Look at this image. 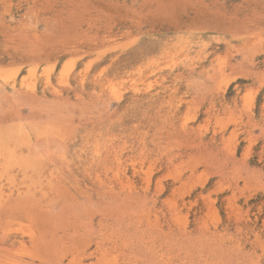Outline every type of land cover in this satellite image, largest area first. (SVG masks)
Wrapping results in <instances>:
<instances>
[{"label":"rangeland","instance_id":"rangeland-1","mask_svg":"<svg viewBox=\"0 0 264 264\" xmlns=\"http://www.w3.org/2000/svg\"><path fill=\"white\" fill-rule=\"evenodd\" d=\"M0 264H264V0H0Z\"/></svg>","mask_w":264,"mask_h":264},{"label":"bare ground","instance_id":"bare-ground-1","mask_svg":"<svg viewBox=\"0 0 264 264\" xmlns=\"http://www.w3.org/2000/svg\"><path fill=\"white\" fill-rule=\"evenodd\" d=\"M12 87V86H11ZM17 91V90H16Z\"/></svg>","mask_w":264,"mask_h":264}]
</instances>
